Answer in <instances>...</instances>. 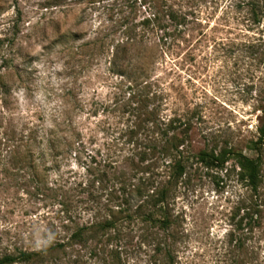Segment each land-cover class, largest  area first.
Returning a JSON list of instances; mask_svg holds the SVG:
<instances>
[{
  "label": "rangeland",
  "instance_id": "rangeland-1",
  "mask_svg": "<svg viewBox=\"0 0 264 264\" xmlns=\"http://www.w3.org/2000/svg\"><path fill=\"white\" fill-rule=\"evenodd\" d=\"M164 6L189 20L188 41L164 56L156 74L180 108L196 112L192 148H231L257 159V185L241 179L233 158L219 167L190 158L170 187L167 231L122 220L120 239L90 256L68 244L71 231L103 220L117 206L81 202L85 195L72 183L85 176L82 162L73 153L48 154L51 115L68 110L82 134L83 156L99 159L112 151L105 143L108 128L121 123L105 120L101 110L95 116L85 111L109 96L112 43ZM160 34L151 26L148 44L160 43ZM99 40L109 44L104 54L97 52ZM261 128L264 0H0V256L43 250L13 264H264ZM167 163L156 168L161 184Z\"/></svg>",
  "mask_w": 264,
  "mask_h": 264
},
{
  "label": "trees",
  "instance_id": "trees-1",
  "mask_svg": "<svg viewBox=\"0 0 264 264\" xmlns=\"http://www.w3.org/2000/svg\"><path fill=\"white\" fill-rule=\"evenodd\" d=\"M188 23L186 14L164 6L155 9L138 24L126 27L122 39L112 43L106 68L112 78L109 96L106 101L92 102L94 107L90 104V109L85 111L87 115L95 116L101 110L105 120L116 117L118 124L121 123V126L108 128L109 142L105 143L112 151L107 150L99 159L91 153L83 156L82 134L72 125L68 110H56L51 115L53 123L46 138L48 154L57 158L73 153L77 162H82L85 176L80 175L81 178L72 183V187L85 195L81 202L117 206L108 208L103 220L76 225L71 231L68 244L80 245L90 256L99 255L110 241L120 239L122 220L145 221L167 231L171 226L166 206L170 187L184 174L190 158L207 167L222 166L233 158L239 165L241 179L253 188L257 185V159L231 148H192L196 112L188 107L180 108L156 74L165 61L164 56L168 52L173 54L175 45L188 41L185 32ZM137 25L142 27L137 30ZM153 25L161 30L160 43L149 45L146 35ZM97 44L99 54L109 49L104 40ZM86 106L81 104L82 110ZM260 132L264 138V128ZM250 148L256 149V143ZM159 161L168 162L170 167L168 178L162 184L155 177ZM128 205L135 207L131 209ZM240 226L239 223L237 228ZM236 242L238 248H243L240 239ZM64 244L57 243V246ZM42 253L43 250H22L4 254L0 256V264L29 262ZM76 262L85 264L86 260Z\"/></svg>",
  "mask_w": 264,
  "mask_h": 264
}]
</instances>
